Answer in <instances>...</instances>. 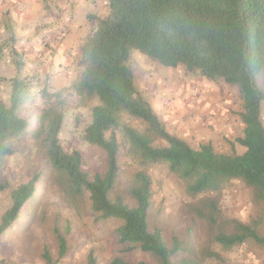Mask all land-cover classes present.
I'll list each match as a JSON object with an SVG mask.
<instances>
[{
  "label": "trees",
  "instance_id": "trees-1",
  "mask_svg": "<svg viewBox=\"0 0 264 264\" xmlns=\"http://www.w3.org/2000/svg\"><path fill=\"white\" fill-rule=\"evenodd\" d=\"M107 6L106 16L92 17L95 27L81 45L83 69L75 85L79 105L90 98L98 101L91 108L84 140L103 151V172L88 173L78 150L62 148L59 132L69 102L60 92L44 91L48 103L39 116V126L32 130L65 200L73 206L87 202L97 219L119 222L115 238L122 250L138 249L158 264L224 262L220 253L209 247L195 249L196 224L205 228L210 244L223 250L245 242L264 248V233L259 232L257 222L223 218L215 197L202 195L219 192L230 180H240L252 189L264 219V126L260 119L264 100V0H107ZM133 50L162 66H182L192 75L236 86L243 129L234 142L244 151L218 153L211 142L192 147L170 133L134 83L128 65ZM10 57L14 74L9 103L0 99V167L14 153L9 142L31 132L20 107L34 83L23 73L26 63L22 54L10 48ZM123 115L139 120L143 130L122 122ZM117 130L143 162L165 163L183 183L188 196L202 195L187 205L192 224L186 234L190 246L178 235L168 241L161 229L149 227L152 190L146 172L137 171L132 176L128 190L131 203L123 195L112 196L119 169ZM156 139L163 144H154ZM37 180L33 175L11 191V204L0 217V238L33 196ZM7 186L0 183V191ZM53 231L60 259L69 247L65 233L57 227ZM42 258L46 264H55L46 247ZM86 264H97L92 251ZM109 264L147 263L114 257Z\"/></svg>",
  "mask_w": 264,
  "mask_h": 264
},
{
  "label": "rangeland",
  "instance_id": "rangeland-1",
  "mask_svg": "<svg viewBox=\"0 0 264 264\" xmlns=\"http://www.w3.org/2000/svg\"><path fill=\"white\" fill-rule=\"evenodd\" d=\"M11 42L20 46L18 41ZM51 42L45 38L36 41L38 53L42 52L38 57L41 59L40 65L44 63L40 68L34 67L32 57L24 55V51L17 47L26 63L23 73L34 83L28 98L20 107V115L30 123L31 132L9 142L14 153L7 156L0 167V183L8 185L0 191V217L11 204L10 194L13 189L33 175H37L38 180L33 196L0 238V264H46L42 258L44 247L48 249L55 264H86L90 251L96 257L97 264H109L114 257L129 262L158 264L154 258L138 249L122 250L115 238L119 222L97 219L87 202L77 206L68 203L54 182V171L36 145L32 130L39 126V116L48 103L44 91L50 94L60 92L69 102L59 132L62 148L66 151L78 150L82 155L83 168L88 173H102L104 170L103 151L84 140L85 128L91 121V108L98 101L90 98L84 105L78 103L75 85L83 69L80 50L72 56L70 65L61 62L55 64L53 58L56 49H53ZM9 53V49L5 48L0 54V99L6 104L9 103L10 78L14 74ZM50 57V63L46 64ZM128 65L136 87L170 133L184 139L192 147L200 142H211L218 153L244 151V147L234 142L236 137L242 135L243 129L239 116L241 100L236 86L192 75L182 66H162L136 50L131 52ZM260 119L264 126V100L260 104ZM121 121L140 131L144 128L139 120L127 115H123ZM115 136L120 149L118 176L112 196L123 195L131 203L128 190L132 176L137 171L146 172L150 176L152 190L149 227L161 229L168 241L171 236L178 235L190 246L186 234L192 224L187 205L202 195L215 197L223 218L237 219L243 223L255 221L259 232L264 233L261 204L254 201L252 189L244 182L230 180L219 192L188 196L183 183L169 171L165 163L143 162L120 131H115ZM230 143L234 144L233 147ZM154 144L162 145L163 142L156 139ZM54 227L65 233L69 247L60 259H57ZM195 229V249L209 247L224 259V262L206 260L201 261V264H264L263 247L245 242L223 250L219 245L209 243L204 227L200 228L196 224Z\"/></svg>",
  "mask_w": 264,
  "mask_h": 264
},
{
  "label": "crops",
  "instance_id": "crops-1",
  "mask_svg": "<svg viewBox=\"0 0 264 264\" xmlns=\"http://www.w3.org/2000/svg\"><path fill=\"white\" fill-rule=\"evenodd\" d=\"M107 13V0H0V54L5 48L19 52L20 47L24 55L32 57V65L40 68L44 63L40 65L42 52L38 53L36 41L45 38L52 40L51 46L56 49L53 62L70 65L95 27L92 17L102 18Z\"/></svg>",
  "mask_w": 264,
  "mask_h": 264
}]
</instances>
